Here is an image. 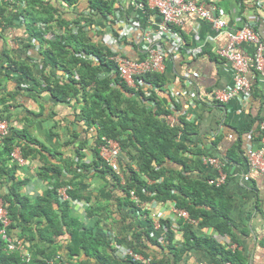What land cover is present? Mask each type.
<instances>
[{"label": "trees", "instance_id": "1", "mask_svg": "<svg viewBox=\"0 0 264 264\" xmlns=\"http://www.w3.org/2000/svg\"><path fill=\"white\" fill-rule=\"evenodd\" d=\"M24 5L20 9L23 24H25L28 35L32 42L31 53L25 52V59L16 60L8 48H4L0 56V65L4 69L5 79L14 80L17 87L13 92L8 93L12 100L16 95L26 96L37 89V85L23 88L21 81L38 82L34 74V65H37L39 57L44 60L42 80L47 89L60 101L75 99L82 102L83 118L88 122L89 127L96 130L95 146L99 147L106 143V140H113L118 143L121 153H128V148L133 146L139 153L140 162L126 163L120 167L124 181L113 171L110 164L99 158L98 169L101 175L110 174L115 180V187L122 192L124 199L132 208L134 216L148 215V229L142 230L136 227L135 244L131 249L135 253H141L138 248L144 245L145 238H149L152 222L149 212L139 207V202L174 201L176 208L185 210L191 219L198 221V227L205 223V218L211 214L203 208L216 209L213 201L224 200L223 186L209 185L206 179L213 175L206 176L205 180L197 175L188 176L192 164L198 165L196 160L203 149L197 146H190L187 138L195 127L190 123L179 106H176L175 122L169 124L166 116L172 114L169 109H161L156 90L162 89L167 83V75L163 73L147 72L134 77L135 85L130 86L120 76L118 63L114 56L117 53L125 57L131 56L134 62L148 59V53L139 51L135 42L139 37L118 39L116 44L106 43L102 38L104 33L118 36L120 30L115 28L114 17L116 0H22ZM144 2V0H137ZM21 3V2H20ZM13 7H16L15 0H0V39L4 38L8 29L12 27L14 16ZM80 9V12L77 10ZM98 18L107 19L108 30H100L97 24ZM110 21V22H109ZM98 25V26H97ZM127 43V47H126ZM120 44V46H119ZM119 46V48H118ZM7 47V46H6ZM133 51L134 54L127 51ZM33 56V58H32ZM36 56L38 58H36ZM60 72L61 74H58ZM16 75V76H15ZM5 86L0 83V91ZM1 95V94H0ZM251 95L256 94L251 89ZM252 97V96H251ZM6 96H0V119L9 120L4 116ZM214 103H218L213 100ZM220 104V103H218ZM261 110V107H259ZM259 110L252 112L250 123L242 133H253L252 125L256 128L260 125L264 116ZM261 131V130H260ZM238 134V138L230 145L226 152L222 153L220 159L226 166L232 162L237 163L241 158L246 159L247 149L244 144V137ZM262 133L257 137L261 138ZM39 142L31 137L25 130L16 133L9 125V134L0 138V188L2 181V166L8 164L11 153L18 147L23 158L40 154L43 164L37 170V177L48 182L51 186L44 192L31 200L21 195L19 184H13L10 188L11 195L2 196L6 209L8 210L11 224L9 234L13 240L21 241L25 252L29 253L26 260L19 250H6V242L0 236V264H49L59 255V237L66 231L70 235L68 243V259L60 256V261L55 264H115L109 256L107 249H111V243L106 238L102 227L96 224L95 230L82 229L76 225V220L70 215V201H60L57 189L69 188L67 194L75 199L71 185L78 183L87 177L91 172V163L83 162L81 149L76 148L77 162L71 158L59 157L58 151H49L44 145L40 149L34 148ZM80 144V146H82ZM51 155L50 161L42 152ZM33 154V155H32ZM13 161V160H12ZM248 163V161H247ZM64 164V165H62ZM7 167V166H6ZM97 167V166H96ZM17 165L11 167L9 173H13ZM73 174V178L65 180L63 172ZM71 189V190H70ZM130 190H133L138 202L130 198ZM217 221L226 216V209L218 211ZM91 212H88V215ZM180 218V229H183L185 243L182 247L176 248L172 244L174 230L169 220L160 219L169 241V247H174V262L178 261L182 253L194 245L201 246L199 239L195 236V225ZM212 224L222 236H230L233 239V231L230 225ZM17 229H20L17 231ZM43 242L53 245L48 249ZM209 245L216 248L223 263L241 264L239 253L229 248H224L220 243L212 241ZM83 251L86 260H77V256ZM144 255L146 258L147 255ZM159 264H171L164 257L153 258Z\"/></svg>", "mask_w": 264, "mask_h": 264}, {"label": "crops", "instance_id": "2", "mask_svg": "<svg viewBox=\"0 0 264 264\" xmlns=\"http://www.w3.org/2000/svg\"><path fill=\"white\" fill-rule=\"evenodd\" d=\"M135 1L137 0H116V10L119 12L116 14L119 18L118 22L122 25L126 23L134 25L138 32L134 37L138 36L139 40L143 38L141 36L143 30L151 32V36L154 37L160 15L155 10L143 13ZM199 1L208 5L215 0ZM15 4L16 7H13L12 12L14 16L12 27L8 29L5 41L0 39V54L4 48H8L14 58L20 61L25 59L26 50L31 53L32 50L30 46L27 47V43L32 42V38L28 35L19 12L24 3L22 0H15ZM217 6V14L226 21L227 30L236 31L248 21L255 20L256 31L264 38V0H218ZM77 12H80V9ZM97 24L100 25V30H108V23L103 18H98ZM173 29L178 32L183 42L179 43L177 48L175 47L173 56L166 58L167 83L156 92L160 108L173 111L167 117L169 121L172 123L175 121L174 116L177 115L175 108L179 106L178 109L182 110L184 117L194 125L195 130L189 134L187 143L190 146L202 148L204 154L196 157L199 163L195 166L192 164L188 176L197 175L205 180L206 176H214L216 172L201 158L206 155L218 156L217 154L226 152L238 138V134L242 133L250 123L252 112H257L259 107H261L260 115L264 116V76L255 71H249L247 74L256 97L243 94L231 99L228 103H214L215 92L228 89L234 83V71L231 64L218 54L219 50L227 44L226 35L219 33L208 21L194 14L185 15L182 22L178 26H173ZM127 33L128 31H123L121 35L126 36ZM164 42L173 49L172 42ZM236 51L248 56L253 53L254 45L250 42H242L236 46ZM127 52L134 54L131 50ZM37 60L38 63L33 66V70L38 82L25 79L21 81L23 88L32 87L35 84L37 89L30 92L32 95L17 94L14 100L8 96V93L16 89L17 82L7 81L3 74L4 69L0 65V83L5 86V90L0 91V96H6L8 99L6 112L3 115L8 117L7 121L13 132L25 130L39 142L34 148L40 149L44 145L49 151H58L59 157L71 158L75 162L78 159L75 150L81 149L83 162L91 163V172L79 183L77 180L71 185L75 199L69 197L66 190L70 187L66 186L67 197L63 200L59 198V200L70 201V215L76 220V225L80 229L86 227V230L94 231L96 224L102 227L106 238L111 243V249H107V252L115 264H145L143 263L145 257L142 254L151 259L164 257L167 261H171V264H231L223 263L216 248L209 245L213 240L226 249H236L235 251L239 253L238 257L241 258V264H264V174L252 169L244 158L226 166L224 200L213 201L216 206L214 210L210 207L203 208L211 216L205 218V223L200 227L197 225V220L192 219L193 222L190 223L189 220L179 216L175 211L174 201H140L139 207L149 212L153 227L148 231L150 239L145 238V246L138 248L141 253L133 252L131 246L135 244V229L136 227L142 230L148 229V215L134 216L123 193L114 188L115 180L112 176L110 174L103 176L98 169H95L100 164L101 149L94 147L96 130L89 127L88 122L81 116L82 102L75 99L60 101L49 90L42 89L45 85L40 80L41 72L45 68H43L44 60L40 57ZM251 128L253 133L241 134L244 137L243 145L247 150L249 148L258 150L261 148V138L257 139L261 133L260 126L256 128L253 124ZM82 143L83 145L80 146ZM128 150V153L118 154L115 164L109 163L113 171L115 169L121 171L120 167L125 166L126 163L140 162L137 149L131 146ZM0 152H3L2 147ZM44 152H42L43 156H47L52 161L50 153ZM34 154L36 156L26 158L27 163L24 166L18 165L13 159L2 166L4 170L3 185L0 188L2 195H11L13 191L10 188L17 183H20L18 188L20 194L31 200L50 188L51 185L48 182L37 177V170L43 161L39 159L40 154ZM102 160L105 161L103 157ZM14 165H17V168L13 173H9L7 169L10 171ZM73 176L64 170L65 180L70 181ZM223 209H226V216L220 218L219 220L223 222L219 223L218 212L215 210ZM89 211L91 213L88 215ZM180 218L195 225V236L199 239L201 246L194 245L187 248L179 260L174 262L176 249L168 248L169 241L166 239L165 229L160 219L169 220L174 230V239L171 243L179 248L185 243L184 231L180 229ZM154 221L158 222L159 226H156ZM214 222L230 225L233 239L230 236H222L212 225ZM69 240L70 235L67 231L59 237L58 254L65 256L66 259L69 254L67 247ZM43 245L48 246V249L53 247L48 242H43ZM86 259L83 251L77 256L79 261ZM66 262L69 264V261Z\"/></svg>", "mask_w": 264, "mask_h": 264}, {"label": "built area", "instance_id": "3", "mask_svg": "<svg viewBox=\"0 0 264 264\" xmlns=\"http://www.w3.org/2000/svg\"><path fill=\"white\" fill-rule=\"evenodd\" d=\"M13 1V0H11ZM152 7L159 9L162 20L158 27L157 36L151 39L148 32L144 33V42L148 43V49L151 43L156 41V38L163 37L170 31V23L179 24L184 14H195L200 18L210 22L212 26L219 31V33H224L227 38L226 46L219 50L218 54L220 57L225 58L232 66L234 71L233 85L228 89L219 91L216 93V98L220 101H227L233 99L238 95L250 94V83L247 79V74L249 71H256L260 75L264 76V38L258 34L254 28L256 26V21H249L241 29L236 31L227 30L226 21L223 20L216 14V2L206 6L204 2H199L196 0H148ZM124 31H128L127 35L130 37L134 34L136 27L134 25L123 26ZM173 39L172 43L177 44L179 40L178 36L174 33L170 34ZM166 38V36H165ZM106 43L116 44V39L105 35L103 40ZM142 41V39L140 40ZM138 41V42H140ZM242 42H250L254 45V51L251 55H243L236 51V46ZM157 43V42H155ZM120 46V44H119ZM118 46V48H119ZM169 54L168 51L164 50L161 44H156L150 47L148 53V59L144 61L134 62L129 57H125L121 54L114 56L115 61L118 63V70L120 76L129 85H134V77L140 76L147 72H163L164 71V59ZM260 129L263 132L261 136V148L254 150L249 148L247 150V159L249 165L252 169L264 174V119L260 122ZM9 127L6 120L0 119V138L3 139L8 136ZM101 156L105 159L107 163L115 164L118 154L121 152L120 147L117 142L113 140H106L105 144L100 146ZM11 158L20 166L26 165V159L21 156V152L18 147H15L11 153ZM203 162L210 165L216 172V175L206 179L209 185L219 187L225 184L227 180V174L224 170V163L218 157L205 156L203 157ZM117 174L122 177L121 172L117 171ZM123 179V177H122ZM124 181V179H123ZM65 187L57 189L58 197L63 200L67 197ZM130 198L139 201L133 190H130ZM175 208V207H174ZM179 216L183 219L193 222L189 218L188 213L185 210L175 208ZM11 224V219L9 217L8 210L6 209L4 200L0 195V236L6 242V250H19L23 253L26 260L29 259V253L24 251L23 244L21 241L13 240L8 232V228ZM154 224L159 226L158 222ZM135 254H133L134 256ZM55 260L48 261L49 264L58 263L60 261V256L56 255ZM145 264H159L152 261L150 258L144 260ZM64 264H68L64 262Z\"/></svg>", "mask_w": 264, "mask_h": 264}, {"label": "clouds", "instance_id": "4", "mask_svg": "<svg viewBox=\"0 0 264 264\" xmlns=\"http://www.w3.org/2000/svg\"><path fill=\"white\" fill-rule=\"evenodd\" d=\"M196 1H199V0H196ZM199 2H202V1H199ZM214 2H216V6H217V4H218V0H215ZM214 2L212 3H210V4H214ZM135 3H136V5L138 6V7H140L142 10H143V13H147L149 10H155L159 15H160V22H161V20H162V17H161V14H160V11H159V9L158 8H156V7H152L150 4H149V2H148V0H144V2H137V1H135ZM210 4H208V5H210ZM208 5H206V6H208ZM115 7H117V3L115 4ZM117 8H115V12H114V17H109V19H112V20H114V25H115V28H117V29H119L120 30V32H119V35L118 36H114V35H112V34H110V33H104L103 35H102V38H103V36H105V35H109V36H111V37H113V38H115L116 40H118V39H127V41H129V40H131L134 36H136V34L138 33L137 32V28H136V30H134L135 32H134V34L133 35H131L130 37H128V35L126 34V36H123V35H121V33L124 31V27L123 26H125V25H127V27L128 26H130V25H132V24H129V23H126V24H121L120 22H118L119 21V18L116 16V14H117V10H116ZM217 9H218V6H217ZM217 9H216V14H217ZM119 13V12H118ZM185 15H187V14H184L183 16H182V18L185 16ZM195 15V14H194ZM218 15V14H217ZM119 16V15H118ZM104 19V18H103ZM104 20H106V22H107V19H104ZM224 20V19H223ZM110 22V21H109ZM160 22H159V24H160ZM182 22V19H181V21L179 22V24ZM249 22V21H248ZM248 22L246 23V24H248ZM210 23V22H209ZM159 24H158V27H159ZM179 24H176V23H170V25H169V29H170V31L168 32V34L167 35H165L166 36V38H165V36H163V37H160V38H156V41L155 42H157V43H151L150 44V46H149V49H150V47H152V46H155L156 44H161L163 47H164V50H166V51H168L169 52V54H167V56L165 57V59H164V71H165V64H166V58H169L171 55L173 56L174 55V52H175V47L177 48V45L179 44V43H181V42H183L182 41V38L178 35V32L175 30V29H173V26H178ZM211 24V23H210ZM246 24H244V26L246 25ZM212 25V24H211ZM244 26H242V27H244ZM256 26H257V24H256ZM256 26H255V28H254V30L256 31ZM158 27H157V31H158ZM241 27V28H242ZM214 28V27H213ZM241 28H239V29H241ZM145 32H147V31H142L141 32V36L144 38V33ZM257 32V31H256ZM149 33V36L151 37V39L153 40V38L154 37H156L157 36V33H156V35L154 36V37H152L151 36V32H148ZM171 33H174V34H176L177 36H178V38H179V40L176 42L177 44H173V49H172V47L171 46H167L166 45V43L164 42V41H167V42H172L173 41V39L171 38V37H168V36H171L170 34ZM258 33V32H257ZM259 34V33H258ZM138 37V36H137ZM134 38H136V37H134ZM143 38H142V41H140L139 39L138 40H136L135 42L137 43V45L139 46V51H145V52H147V53H149V49H148V43L146 42H144V40H143ZM138 41H140V42H138ZM121 47V46H120ZM126 47H127V43H126ZM117 54H120V53H117ZM116 54V55H117ZM122 55V54H121ZM220 56V55H219ZM130 59H131V56H128ZM222 58V57H221ZM144 61V60H143ZM137 62H139V61H137ZM163 71V72H164ZM163 72H156V73H163ZM256 72V71H255ZM257 73V72H256ZM249 81V80H248ZM249 83H250V81H249ZM134 85H135V83H134ZM131 86V85H130ZM227 89V88H226ZM251 89H252V87H251V84H250V94H251ZM225 90V89H224ZM219 91H222V90H217L216 92H215V95H216V93L217 92H219ZM214 95V101H216V102H218V103H220V104H224V103H228L231 99H229V100H227V101H220V100H218L217 98H216V96ZM168 116H166L165 118H166V120H167V122L170 124H173L171 121H169L168 120V118H167ZM3 120H5V119H3ZM7 121V120H6ZM8 122V121H7ZM8 127H9V122H8ZM261 130V129H260ZM262 132V131H261ZM8 134H9V132H8ZM218 156H220L219 154H217ZM203 156V155H202ZM206 156H210V155H206ZM218 156H214V157H218ZM203 157H205V156H203ZM203 157L201 158V159H203ZM218 158H220V157H218ZM26 159V158H25ZM104 159V158H103ZM105 160V159H104ZM247 161H248V159H247ZM248 163H249V161H248ZM109 164V163H108ZM115 171H116V174H117V171H119V170H117V169H115ZM121 172V171H120ZM118 175V174H117ZM122 175V174H121ZM119 176V175H118ZM120 177V176H119ZM224 185V184H223ZM146 259V258H145ZM151 259V258H150Z\"/></svg>", "mask_w": 264, "mask_h": 264}]
</instances>
